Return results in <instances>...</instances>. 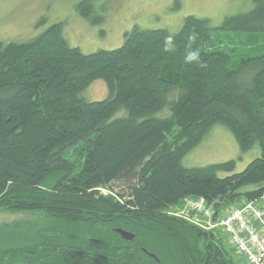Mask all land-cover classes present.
I'll return each mask as SVG.
<instances>
[{
    "label": "trees",
    "instance_id": "16d2710c",
    "mask_svg": "<svg viewBox=\"0 0 264 264\" xmlns=\"http://www.w3.org/2000/svg\"><path fill=\"white\" fill-rule=\"evenodd\" d=\"M253 2L217 27L187 16L170 53L164 29L90 54L68 44L62 23L0 40V211L34 214L0 224V264H236L219 230L169 210L201 198L220 216L264 195V0ZM77 8L90 18L93 0ZM193 33L206 68L184 62ZM98 79L109 96L81 97ZM218 121L261 155L240 172L235 160L185 167ZM27 231L37 237L15 245Z\"/></svg>",
    "mask_w": 264,
    "mask_h": 264
},
{
    "label": "rangeland",
    "instance_id": "374dc122",
    "mask_svg": "<svg viewBox=\"0 0 264 264\" xmlns=\"http://www.w3.org/2000/svg\"><path fill=\"white\" fill-rule=\"evenodd\" d=\"M80 1L82 0H0V40L28 41L45 32L51 25L62 23L63 36L68 44L90 54L122 46L127 35L135 29H164L176 34L183 27L185 18L190 15L208 19L211 27H217L226 18L254 8L253 0H93V12L90 18H86L77 8ZM109 94L106 82L98 79L80 95L87 101H100ZM122 114L123 111L118 115ZM169 115L168 108L157 113L161 117ZM260 155L258 143L250 150L242 151L233 131L218 121L211 126L201 142L183 157L182 163L185 167H202L235 160L233 172H240L246 168L247 162ZM228 174L230 173H220L221 176ZM183 203L184 201L171 211L181 207ZM240 206L236 204L229 207L220 217ZM26 229L29 227L21 231ZM216 229L221 232L225 247L234 262L247 264L245 257L233 250L223 230L220 227ZM36 237L33 231H27L17 239L13 238V241L15 245H22Z\"/></svg>",
    "mask_w": 264,
    "mask_h": 264
},
{
    "label": "built area",
    "instance_id": "2783aa9c",
    "mask_svg": "<svg viewBox=\"0 0 264 264\" xmlns=\"http://www.w3.org/2000/svg\"><path fill=\"white\" fill-rule=\"evenodd\" d=\"M171 210L170 215L205 230L220 227L247 264H264V195L259 201L244 203L221 217L201 198H186L181 207Z\"/></svg>",
    "mask_w": 264,
    "mask_h": 264
},
{
    "label": "clouds",
    "instance_id": "9594fccd",
    "mask_svg": "<svg viewBox=\"0 0 264 264\" xmlns=\"http://www.w3.org/2000/svg\"><path fill=\"white\" fill-rule=\"evenodd\" d=\"M197 40V34L193 33L188 37V43L185 48L184 62L188 64H196L200 68H206L207 64L201 58L200 49L193 48L192 45ZM176 47V34L168 32L163 39L162 50L165 53H170L174 51Z\"/></svg>",
    "mask_w": 264,
    "mask_h": 264
},
{
    "label": "water",
    "instance_id": "95a60500",
    "mask_svg": "<svg viewBox=\"0 0 264 264\" xmlns=\"http://www.w3.org/2000/svg\"><path fill=\"white\" fill-rule=\"evenodd\" d=\"M34 218V214H28L23 212H3L0 211V224H11L14 221H20V220H26V219H32ZM115 231L121 235V237L125 240H133L135 237V234L132 232L126 231L121 228H116ZM149 255L155 259H157L156 255L154 253H149Z\"/></svg>",
    "mask_w": 264,
    "mask_h": 264
},
{
    "label": "crops",
    "instance_id": "0c3cea01",
    "mask_svg": "<svg viewBox=\"0 0 264 264\" xmlns=\"http://www.w3.org/2000/svg\"><path fill=\"white\" fill-rule=\"evenodd\" d=\"M259 151L257 150V153H258ZM251 162V161H250ZM250 162H247L248 164L250 163Z\"/></svg>",
    "mask_w": 264,
    "mask_h": 264
}]
</instances>
